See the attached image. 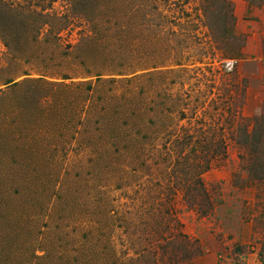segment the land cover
Wrapping results in <instances>:
<instances>
[{
    "label": "rangeland",
    "instance_id": "rangeland-1",
    "mask_svg": "<svg viewBox=\"0 0 264 264\" xmlns=\"http://www.w3.org/2000/svg\"><path fill=\"white\" fill-rule=\"evenodd\" d=\"M0 5V264H264V0Z\"/></svg>",
    "mask_w": 264,
    "mask_h": 264
},
{
    "label": "trees",
    "instance_id": "trees-1",
    "mask_svg": "<svg viewBox=\"0 0 264 264\" xmlns=\"http://www.w3.org/2000/svg\"><path fill=\"white\" fill-rule=\"evenodd\" d=\"M18 15L16 13V11L14 9H11V8H5V7H2L0 5V29L2 31H5L3 30V28L7 29L9 26L11 27H14L15 23L17 22V18ZM7 32H4V34H6ZM17 33V32H15ZM5 240L6 238H2L0 236V245L2 244H6L5 243ZM12 261H8L7 263L3 262L2 264H17L16 263V257L15 258H11ZM2 261V260H0Z\"/></svg>",
    "mask_w": 264,
    "mask_h": 264
}]
</instances>
